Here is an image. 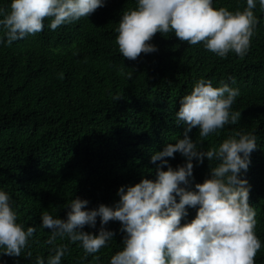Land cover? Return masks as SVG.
Returning <instances> with one entry per match:
<instances>
[{
	"label": "trees",
	"instance_id": "trees-1",
	"mask_svg": "<svg viewBox=\"0 0 264 264\" xmlns=\"http://www.w3.org/2000/svg\"><path fill=\"white\" fill-rule=\"evenodd\" d=\"M9 4L0 0V8L8 10ZM220 6L242 9L245 0H214V7ZM132 7L135 0H105L79 21L52 30L45 18L42 31L0 44V188L10 194L19 221L28 226L33 225L34 187V259L50 254L45 243L50 232L40 227L43 210L66 218V205L76 196L87 199L89 208L112 205L119 200L120 186L156 178L159 161L152 162L151 156L182 136L183 125L175 122L179 99L202 76L214 85L222 79L231 84L228 77H235L232 86L239 87L240 95L232 109L241 111L240 120L208 137H199L196 127L189 135L208 148L234 129L255 131L257 148L250 153L245 177L256 234L264 242V10L257 4L260 22L243 57L230 52L221 58L202 43L191 45L157 32L151 41L157 51L129 59L119 53L116 28L123 11ZM166 159L173 167L185 160L179 152ZM209 163L215 161L193 160L191 187L209 175ZM195 214L188 207L181 223ZM100 226L97 217L95 227L83 230L95 234ZM104 227L114 236L93 254L99 261L85 258L79 242L58 238L57 243L69 244L62 264H108L122 247L124 233L118 220ZM29 250L33 253V239L20 257L0 254V264H33ZM255 259L264 264V247Z\"/></svg>",
	"mask_w": 264,
	"mask_h": 264
},
{
	"label": "clouds",
	"instance_id": "clouds-1",
	"mask_svg": "<svg viewBox=\"0 0 264 264\" xmlns=\"http://www.w3.org/2000/svg\"><path fill=\"white\" fill-rule=\"evenodd\" d=\"M104 4L105 0H10L8 10L0 8V44L10 45L42 31L45 18H50L48 27L55 30L88 17ZM257 4L264 10V0H245V6L235 10L214 7V0H135V7L123 11L116 28L119 53L136 59L142 52L157 51L151 41L159 32L191 45L202 43L221 58L230 52L243 57L260 22L254 11ZM228 80L231 84L222 79L214 85L202 76L179 99L175 122L183 125V134L152 154V162L159 161L155 179L120 186L119 200L112 205L89 208L87 199L76 196L66 205V218L43 210L40 227L50 232L45 241L51 246L50 254L36 255L33 264H62L69 244L57 243L58 238L79 242L85 258L92 255L99 261L93 254L113 240L114 232L104 227L110 220L120 222L124 235L122 247L108 264H256L264 242L256 234V211L249 203L245 177L250 153L257 148L255 131L234 129L208 148L189 135L193 127L203 138L239 122L241 111L232 105L240 89L232 86L235 77ZM177 152L185 160L173 167L166 158ZM205 158L215 164L209 163V175L193 188V160L200 164ZM188 207L195 208L196 214L181 223ZM18 216L12 197L0 188V254L20 257L29 248L37 226H25ZM97 217L98 232L84 231L85 225L96 226ZM26 255L31 258L33 253L29 250Z\"/></svg>",
	"mask_w": 264,
	"mask_h": 264
}]
</instances>
